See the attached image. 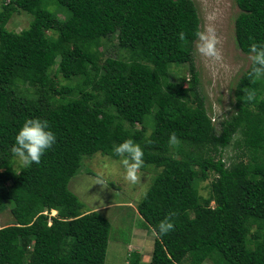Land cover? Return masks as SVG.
Returning a JSON list of instances; mask_svg holds the SVG:
<instances>
[{"label": "trees", "instance_id": "trees-1", "mask_svg": "<svg viewBox=\"0 0 264 264\" xmlns=\"http://www.w3.org/2000/svg\"><path fill=\"white\" fill-rule=\"evenodd\" d=\"M236 4V41L248 54L264 42V0ZM19 13L33 18L29 27L9 30ZM198 33L193 0H3L0 215L9 206L14 224L0 219V264H105L111 224L85 212L69 184L85 158L119 160L113 146L127 139L143 149L141 170L157 172L138 205L155 234L141 263L264 264V79L249 67L217 129L194 64ZM115 38L125 57L104 56L102 41ZM184 67L189 79L173 80ZM34 118L49 122L57 143L18 170L11 147ZM170 214L174 230L160 237Z\"/></svg>", "mask_w": 264, "mask_h": 264}, {"label": "rangeland", "instance_id": "rangeland-1", "mask_svg": "<svg viewBox=\"0 0 264 264\" xmlns=\"http://www.w3.org/2000/svg\"><path fill=\"white\" fill-rule=\"evenodd\" d=\"M201 19V32L208 26H214L219 37L220 59L209 60L198 52L199 41L195 43L194 64L200 78V91L206 98V105L213 123L220 129V122L229 118L234 112L235 92L239 80L251 66L249 55L237 44L235 22L240 13L236 0H193ZM8 2V1H7ZM3 0H0V8ZM55 13L56 7L49 8ZM59 17L66 15L59 13ZM32 17L15 14L8 24V29L21 32L29 27ZM117 39L103 40L104 56H122L126 54L117 48ZM177 70V69H176ZM188 67L180 68L173 80L189 79ZM61 83L65 80L60 78ZM237 150L229 148L226 156L235 155ZM18 170L23 165L17 159ZM156 170L148 169L138 172L137 183L125 179V170L120 159H114L100 153L85 158L81 170L70 181L69 189L84 204L85 212L100 211L110 222L111 232L105 264H144L151 258L155 234L148 228L138 211V205L151 187ZM103 181V184H99ZM211 180L202 184L209 187ZM208 195L209 188L202 191ZM11 206V205H10ZM55 216L56 213L51 214ZM1 226L14 224L10 207L1 213ZM141 256L140 261L137 257ZM205 264H211L206 262Z\"/></svg>", "mask_w": 264, "mask_h": 264}, {"label": "clouds", "instance_id": "clouds-1", "mask_svg": "<svg viewBox=\"0 0 264 264\" xmlns=\"http://www.w3.org/2000/svg\"><path fill=\"white\" fill-rule=\"evenodd\" d=\"M180 38L184 39V34L180 33ZM199 54L209 60L220 59V41L214 26H208L204 32L198 33ZM249 59L251 61L250 75L257 80L264 79V42L253 43L249 49ZM255 97L254 92L247 94V99L252 101ZM57 143V137L51 130L49 122L40 118L26 120L15 136V143L11 147L14 158L21 161L26 166L39 164L42 157L51 150ZM169 143L176 145L179 139L175 133L169 138ZM115 156L120 158V163L125 170V179L132 184L137 183L138 172L144 164V152L142 147L132 139H127L113 146ZM99 184H103L100 181ZM56 212V211H55ZM57 214V212H56ZM174 230L172 214L157 226V234L160 237L166 236Z\"/></svg>", "mask_w": 264, "mask_h": 264}]
</instances>
